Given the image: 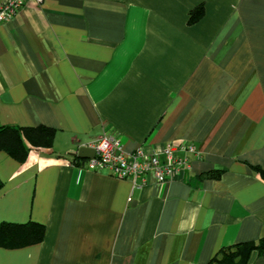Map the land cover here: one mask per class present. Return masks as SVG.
<instances>
[{
  "label": "crops",
  "instance_id": "crops-1",
  "mask_svg": "<svg viewBox=\"0 0 264 264\" xmlns=\"http://www.w3.org/2000/svg\"><path fill=\"white\" fill-rule=\"evenodd\" d=\"M0 121L56 129L0 151V223L45 225L0 264H209L264 237V0H27L0 23ZM105 135L199 154L135 184L75 160Z\"/></svg>",
  "mask_w": 264,
  "mask_h": 264
},
{
  "label": "built area",
  "instance_id": "built-area-1",
  "mask_svg": "<svg viewBox=\"0 0 264 264\" xmlns=\"http://www.w3.org/2000/svg\"><path fill=\"white\" fill-rule=\"evenodd\" d=\"M26 2L0 0V23L13 18ZM91 147L96 152L95 157L89 160L94 171L129 179L135 184L149 183L151 177L159 183L172 180L191 168L190 154H199L193 143L184 141L179 144L167 142L157 151L147 152L139 147L133 152H126L121 140L114 135L100 137Z\"/></svg>",
  "mask_w": 264,
  "mask_h": 264
},
{
  "label": "trees",
  "instance_id": "trees-1",
  "mask_svg": "<svg viewBox=\"0 0 264 264\" xmlns=\"http://www.w3.org/2000/svg\"><path fill=\"white\" fill-rule=\"evenodd\" d=\"M55 133L56 129L44 125L17 126L6 125L0 121V151H5L18 161L24 162L32 149H51ZM76 157V161H83ZM2 186L0 179V188ZM44 234L45 225L33 220L3 221L0 223V246L18 248L36 244L43 240ZM255 249L260 253L264 251V237L258 241L223 248L209 264H248L250 254Z\"/></svg>",
  "mask_w": 264,
  "mask_h": 264
},
{
  "label": "water",
  "instance_id": "water-1",
  "mask_svg": "<svg viewBox=\"0 0 264 264\" xmlns=\"http://www.w3.org/2000/svg\"><path fill=\"white\" fill-rule=\"evenodd\" d=\"M95 149L91 146H82L78 150L77 153H74V156H78L79 158L82 159H92L95 157Z\"/></svg>",
  "mask_w": 264,
  "mask_h": 264
}]
</instances>
